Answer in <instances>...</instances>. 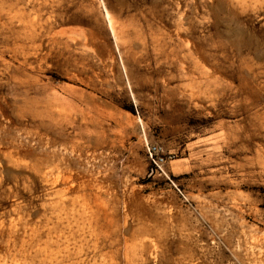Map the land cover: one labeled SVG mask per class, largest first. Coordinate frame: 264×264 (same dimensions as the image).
Instances as JSON below:
<instances>
[{
    "label": "rangeland",
    "instance_id": "374dc122",
    "mask_svg": "<svg viewBox=\"0 0 264 264\" xmlns=\"http://www.w3.org/2000/svg\"><path fill=\"white\" fill-rule=\"evenodd\" d=\"M55 150L71 198L107 187L106 245L83 199L57 207L66 184L40 171ZM11 245L264 264V0H0V264Z\"/></svg>",
    "mask_w": 264,
    "mask_h": 264
},
{
    "label": "bare ground",
    "instance_id": "6f19581e",
    "mask_svg": "<svg viewBox=\"0 0 264 264\" xmlns=\"http://www.w3.org/2000/svg\"><path fill=\"white\" fill-rule=\"evenodd\" d=\"M27 25L30 26L31 30H35L34 27L29 23H27ZM209 57V54L204 53H201L199 57L200 62L198 64V67L203 71L207 70L206 64ZM205 77L209 78L208 75ZM57 100L58 98L56 99V101ZM56 103H58L59 106H62L65 110H68L66 106L69 105H66V101L55 103L51 101L48 109L50 111H56L54 107L56 106ZM59 112L61 111L58 110V113ZM75 148L76 145L73 146L72 151H77ZM79 152L82 153V150H80ZM64 155L65 154H62L61 152H57L55 150L53 157L44 160L45 163H43L40 167V171L43 174L42 179L47 185L51 186L52 188H55L60 181H63L66 184V187L63 191L57 192V203L59 204L57 207L62 211H66L71 206L73 207V210H75L77 206H79V204H77L79 199H83V207L85 212H82V214H80V217L85 221L84 226L94 237L98 238L96 239L95 245H106L105 243L108 242L104 240L101 243V238H99V236L102 235L104 226L112 225V223L109 222L110 206L108 205V202L106 200V196L109 194L108 189L104 185V183L98 180L94 181L84 179L78 181V184L81 186V190L83 189L84 194L79 196L78 198H71L70 194L73 191V185H68V183L75 182V178L73 175L71 164L68 163V161H72L73 159L65 157ZM78 212H80V210H78ZM39 255L41 254H39L38 248L34 247V245H11L7 253H5L4 260L6 262L7 259L11 260L13 264H36ZM41 256L42 258L40 262L42 264H75L73 260L70 261L72 259V255L71 252L67 249H61V251H46L45 254H42ZM83 261L80 260L78 264H81Z\"/></svg>",
    "mask_w": 264,
    "mask_h": 264
}]
</instances>
